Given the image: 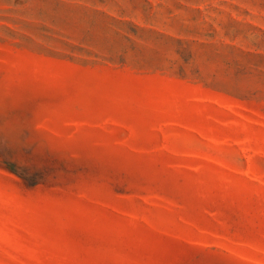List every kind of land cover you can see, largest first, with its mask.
I'll return each instance as SVG.
<instances>
[{"label": "rangeland", "instance_id": "374dc122", "mask_svg": "<svg viewBox=\"0 0 264 264\" xmlns=\"http://www.w3.org/2000/svg\"><path fill=\"white\" fill-rule=\"evenodd\" d=\"M0 264H264V0H0Z\"/></svg>", "mask_w": 264, "mask_h": 264}]
</instances>
